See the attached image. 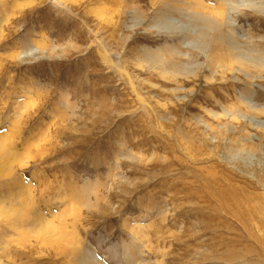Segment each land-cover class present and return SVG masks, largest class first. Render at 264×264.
<instances>
[{"label":"rangeland","instance_id":"obj_1","mask_svg":"<svg viewBox=\"0 0 264 264\" xmlns=\"http://www.w3.org/2000/svg\"><path fill=\"white\" fill-rule=\"evenodd\" d=\"M0 136V264H264V0H0Z\"/></svg>","mask_w":264,"mask_h":264},{"label":"bare ground","instance_id":"obj_2","mask_svg":"<svg viewBox=\"0 0 264 264\" xmlns=\"http://www.w3.org/2000/svg\"><path fill=\"white\" fill-rule=\"evenodd\" d=\"M203 8H204V7H203ZM203 8H202V9H203ZM215 13H216V12H214V14H215ZM218 14H219V13H218ZM212 15H213V14H212ZM219 15H221V14H219ZM0 137H1V136H0ZM7 149H8L7 146H5V145H0V159H1V157H2V156L8 151ZM26 152H27V154L30 153V152H28V149H27ZM22 155H23V154H22ZM22 155L18 154L17 152H13V154H12L11 156L8 155L9 157H4L3 159H5V160L8 162L7 164H9V163L12 161V159H17V160L20 159L19 162H20V164H21V161H22V160L24 161V158H23V157L25 156V155H24V156H22ZM26 156H27V155H26ZM8 158H11V159H8ZM29 158H30V156H28L27 160H28ZM6 161L3 162V160H2V161L0 160V168L3 167V166L5 165V162H6ZM25 164H26V162L22 163V165H25ZM6 167H7V166H6ZM7 168H8L9 170L11 169L10 164H9V167H7ZM1 169H2V168H1ZM1 169H0V170H1ZM3 170H4V168H3ZM3 170H2V171H3ZM11 170L13 171V168H12ZM8 172H9V171H8ZM3 173H4V172H3ZM3 173H2V174H3ZM28 187H29V186H28ZM0 210H1V208H0ZM75 246H76V244H75Z\"/></svg>","mask_w":264,"mask_h":264}]
</instances>
